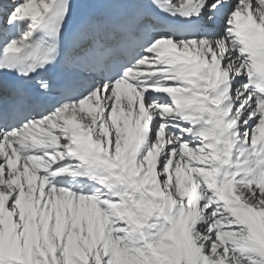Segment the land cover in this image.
Instances as JSON below:
<instances>
[{
    "label": "snow or ice",
    "instance_id": "6c2138e0",
    "mask_svg": "<svg viewBox=\"0 0 264 264\" xmlns=\"http://www.w3.org/2000/svg\"><path fill=\"white\" fill-rule=\"evenodd\" d=\"M0 264H264V0H0Z\"/></svg>",
    "mask_w": 264,
    "mask_h": 264
}]
</instances>
